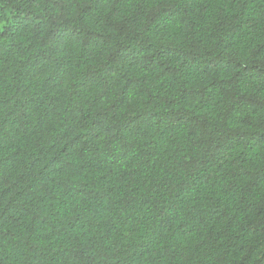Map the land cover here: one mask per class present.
I'll return each instance as SVG.
<instances>
[{
    "label": "trees",
    "instance_id": "trees-1",
    "mask_svg": "<svg viewBox=\"0 0 264 264\" xmlns=\"http://www.w3.org/2000/svg\"><path fill=\"white\" fill-rule=\"evenodd\" d=\"M0 264H264V0H0Z\"/></svg>",
    "mask_w": 264,
    "mask_h": 264
}]
</instances>
